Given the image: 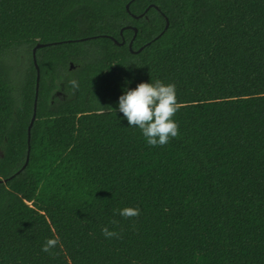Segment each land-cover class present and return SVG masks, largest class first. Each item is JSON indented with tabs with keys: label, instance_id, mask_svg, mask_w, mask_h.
Here are the masks:
<instances>
[{
	"label": "trees",
	"instance_id": "1",
	"mask_svg": "<svg viewBox=\"0 0 264 264\" xmlns=\"http://www.w3.org/2000/svg\"><path fill=\"white\" fill-rule=\"evenodd\" d=\"M157 80L151 147L119 97ZM0 264H264V0H0Z\"/></svg>",
	"mask_w": 264,
	"mask_h": 264
},
{
	"label": "clouds",
	"instance_id": "2",
	"mask_svg": "<svg viewBox=\"0 0 264 264\" xmlns=\"http://www.w3.org/2000/svg\"><path fill=\"white\" fill-rule=\"evenodd\" d=\"M73 89L79 87L76 80L70 81ZM181 105L177 101L174 84H164L157 80L154 84L141 82L135 89L127 90L119 97V111L123 113L128 125L141 130L147 144L151 147L167 145L171 139L179 135V125L173 117ZM119 215L130 219L138 217L140 210L125 207L119 210ZM113 224L117 222L112 221ZM106 238H119V233L110 231L107 227L102 229ZM62 244L59 237L48 239L42 251L51 254L52 250Z\"/></svg>",
	"mask_w": 264,
	"mask_h": 264
},
{
	"label": "water",
	"instance_id": "3",
	"mask_svg": "<svg viewBox=\"0 0 264 264\" xmlns=\"http://www.w3.org/2000/svg\"><path fill=\"white\" fill-rule=\"evenodd\" d=\"M154 6H155V5H154ZM126 7H127V9H128V7H129V3L126 4ZM141 15H143V13H140L139 15L133 14V16H135V17L141 16ZM168 24H169V20H168V18L166 17V25H165V28L168 26ZM125 27H130V28L134 29V32H135V34H136V32H137V27H136V26L126 25ZM110 37H111L116 43H123V42H124V39H123L121 42H119L114 36H110ZM46 44H48V43H37V44L35 45V47H33V50H32V58H33V62H34L35 68H36V70H37V86H38V79H39V74H40V72H39V65H38V62H37L36 49H37V47H39V46H43V45H46ZM129 46H130L131 51H138V50H140V49L143 47V45H142L139 49H137V50H133V49L131 48V43L129 44ZM36 94H37V87H36ZM34 118H35V113H34L33 116H32L30 126H31V124H32V122H33V120H34Z\"/></svg>",
	"mask_w": 264,
	"mask_h": 264
},
{
	"label": "rangeland",
	"instance_id": "4",
	"mask_svg": "<svg viewBox=\"0 0 264 264\" xmlns=\"http://www.w3.org/2000/svg\"><path fill=\"white\" fill-rule=\"evenodd\" d=\"M9 60L15 73H19L28 63L27 55L21 49H17L12 55H9Z\"/></svg>",
	"mask_w": 264,
	"mask_h": 264
},
{
	"label": "flooded vegetation",
	"instance_id": "5",
	"mask_svg": "<svg viewBox=\"0 0 264 264\" xmlns=\"http://www.w3.org/2000/svg\"><path fill=\"white\" fill-rule=\"evenodd\" d=\"M130 43H131V42H130ZM130 43H129V44H130Z\"/></svg>",
	"mask_w": 264,
	"mask_h": 264
}]
</instances>
